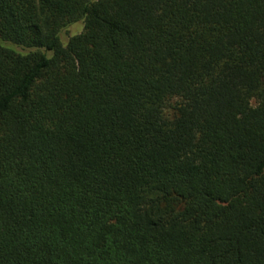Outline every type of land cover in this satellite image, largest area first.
<instances>
[{"label": "trees", "instance_id": "1", "mask_svg": "<svg viewBox=\"0 0 264 264\" xmlns=\"http://www.w3.org/2000/svg\"><path fill=\"white\" fill-rule=\"evenodd\" d=\"M0 264H264V0H0Z\"/></svg>", "mask_w": 264, "mask_h": 264}, {"label": "rangeland", "instance_id": "2", "mask_svg": "<svg viewBox=\"0 0 264 264\" xmlns=\"http://www.w3.org/2000/svg\"><path fill=\"white\" fill-rule=\"evenodd\" d=\"M81 31V26L80 25H73L72 27H70L67 31L64 32V34H62V39H67L68 36L79 33Z\"/></svg>", "mask_w": 264, "mask_h": 264}]
</instances>
